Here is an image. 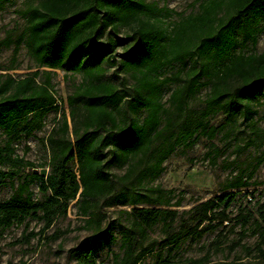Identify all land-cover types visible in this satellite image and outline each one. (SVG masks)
<instances>
[{
	"label": "trees",
	"instance_id": "obj_1",
	"mask_svg": "<svg viewBox=\"0 0 264 264\" xmlns=\"http://www.w3.org/2000/svg\"><path fill=\"white\" fill-rule=\"evenodd\" d=\"M200 1L197 13L172 28L163 20L170 10L145 0H41L22 12L25 27L8 30L0 39V49L13 46L15 62L25 45L38 69L20 77L0 73V129L6 137L0 142V187L10 184L13 188L0 201V235L27 218L42 221L43 227L25 239L40 235L57 217L67 215L76 201L83 217L81 229L92 233L85 244L71 249L74 264H100L93 250L106 235L104 209L128 206L121 210L127 224H108L109 229L116 225L122 229L121 252L113 255L112 264H141L149 253L157 251L162 260L165 249L172 251L188 238L201 239L233 220L227 209L236 193L180 212L163 208L181 205L180 201L172 204L173 190L143 186L146 179L164 171V162L178 146L194 145L201 134L212 140L239 116L253 121V102L264 95V53L243 51L249 44L257 46L264 0ZM123 26L131 28L133 42L119 67L135 80L132 94L105 79L103 66L90 65L85 58L90 47L101 51L99 41L108 31ZM108 40L110 52L115 51L117 40ZM109 63L117 65L114 59ZM175 64L182 68L161 79L162 71ZM42 67L83 73L82 81L67 96L72 127L64 112L44 140L49 158L40 166L50 168L46 176L25 157L28 147L20 155L15 146L41 131L48 114L61 108L55 73ZM167 83L178 86L164 101ZM208 85L205 107L199 115L188 112L189 99ZM141 110L145 116L138 119ZM218 113L225 124H210L209 117ZM263 162L264 152L247 175L240 170L225 190L251 186ZM113 166L124 168V174L116 176ZM27 168L31 170L26 172ZM35 183L42 199L35 198ZM235 218L243 227L253 222L264 228V202H257L254 210L242 209ZM159 224L162 238L152 239L150 232ZM259 251L248 262H212L206 257L185 264H264V248ZM164 261L170 263L168 258Z\"/></svg>",
	"mask_w": 264,
	"mask_h": 264
},
{
	"label": "rangeland",
	"instance_id": "obj_2",
	"mask_svg": "<svg viewBox=\"0 0 264 264\" xmlns=\"http://www.w3.org/2000/svg\"><path fill=\"white\" fill-rule=\"evenodd\" d=\"M41 0H5L0 4V39L6 32L13 28L23 29L26 19L22 12L28 7L39 3ZM158 7H164L169 11H163L168 16H163L164 23L172 28L176 23L190 14L199 11L200 0H145ZM132 31L128 26H123L119 31H108L99 41L101 51L90 47L86 53V60L90 65H100L106 70L105 79L125 89L132 94L135 80L131 73L123 71L119 65L125 59V55L133 42ZM109 37L117 40L115 51L110 52L108 45ZM239 51V50H238ZM246 53H264V19L261 21L258 33V43L255 48L251 44L244 49ZM13 46L0 49V73H10L16 77L24 76L37 70V64L25 45L21 46L17 61H13ZM117 61V65H110V61ZM181 65L175 64L166 67L162 71L161 79L174 76ZM41 70H51L42 67ZM55 74L53 83L56 96L60 101L61 108L51 111L47 118L45 127L29 139H23L15 144L17 153L25 154L26 147L29 148L25 157L33 161L40 172L48 166H40L48 161L49 153L44 140L50 134L54 126H58L65 112L72 127L70 108L67 96L72 94L75 87L83 79V73H73L66 69L51 70ZM178 83H167L164 85V101L168 100L173 89ZM210 92V85L201 88L188 101V112L197 114L205 107V100ZM128 96L129 99L132 96ZM254 105L253 121L239 116L232 124H225L221 113L209 117V123L225 127L218 132L216 137L208 140L205 135H200L197 142L192 146L180 145L164 162V171L155 179H146L144 189L161 186L165 190H173L171 202L175 204L180 201V206L163 207L177 209L180 212L190 209L194 205L209 199H215L225 194L236 193L235 199L230 203L228 212L233 220L225 222L215 231L206 233L201 239L191 240L188 238L180 242L175 249L163 251L162 260L158 259L157 251L149 253L141 264H185L189 259H202L209 257L212 262L238 261L248 262L254 260L260 254L259 248H264L261 233L263 227L251 222L243 227L237 221V214L243 209L254 210L257 202H264V162L259 166L255 175L250 180L251 186L240 189L225 190L229 180L236 176L240 170H245L246 175L252 170L253 164L264 152V95L260 94ZM167 107L170 103L166 104ZM125 107V105H124ZM145 116L143 110L136 115L138 119ZM256 123V125H254ZM5 135L0 129V142L4 141ZM4 168V167H3ZM31 169L27 168L26 172ZM116 176H122L125 169L111 167ZM17 183V182H16ZM36 199H42L43 194L35 183L32 186ZM13 192L10 184L0 187V201L7 199ZM73 201L68 209L67 215L57 217L53 225L37 236H30V232H39L43 222L36 218H27L22 224H15L7 228L0 235V264H74L71 249L85 244L92 230L81 229L83 217L78 214V207ZM224 207V206H223ZM128 206H113L105 208L107 220L103 225L106 235L99 240L93 250V256L100 264H112L113 255L121 252L122 229L119 225L109 229V222H122L127 224V215L121 210ZM161 224L157 225L151 232L152 239L162 238ZM58 238L54 239L53 236ZM170 259L165 263L164 259Z\"/></svg>",
	"mask_w": 264,
	"mask_h": 264
},
{
	"label": "water",
	"instance_id": "obj_3",
	"mask_svg": "<svg viewBox=\"0 0 264 264\" xmlns=\"http://www.w3.org/2000/svg\"><path fill=\"white\" fill-rule=\"evenodd\" d=\"M41 175L43 176H46L48 174V169L47 168H43L41 171H40Z\"/></svg>",
	"mask_w": 264,
	"mask_h": 264
}]
</instances>
